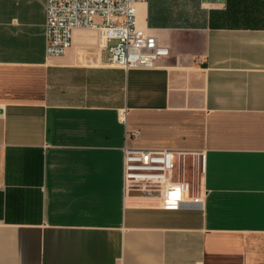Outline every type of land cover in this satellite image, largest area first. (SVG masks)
<instances>
[{
	"label": "crops",
	"instance_id": "crops-1",
	"mask_svg": "<svg viewBox=\"0 0 264 264\" xmlns=\"http://www.w3.org/2000/svg\"><path fill=\"white\" fill-rule=\"evenodd\" d=\"M44 3L0 0V264H264V0L136 3L150 69L98 28L46 58ZM124 146L192 157L194 199L126 192Z\"/></svg>",
	"mask_w": 264,
	"mask_h": 264
},
{
	"label": "built area",
	"instance_id": "built-area-1",
	"mask_svg": "<svg viewBox=\"0 0 264 264\" xmlns=\"http://www.w3.org/2000/svg\"><path fill=\"white\" fill-rule=\"evenodd\" d=\"M147 0H45L44 54L59 57L77 28H98L109 47V64L123 69L154 68L166 56L154 36L136 28L135 4ZM99 20V22H97ZM182 151L123 147L126 192L155 194L162 207L177 209L194 198L191 186L175 173Z\"/></svg>",
	"mask_w": 264,
	"mask_h": 264
},
{
	"label": "rangeland",
	"instance_id": "rangeland-1",
	"mask_svg": "<svg viewBox=\"0 0 264 264\" xmlns=\"http://www.w3.org/2000/svg\"><path fill=\"white\" fill-rule=\"evenodd\" d=\"M188 160L185 164H182L180 161V164L176 165V171L175 173L179 174L180 177H185V180L191 184L192 189L196 180V177L199 175V163L194 161L192 157L188 156ZM182 159V158H181Z\"/></svg>",
	"mask_w": 264,
	"mask_h": 264
},
{
	"label": "water",
	"instance_id": "water-1",
	"mask_svg": "<svg viewBox=\"0 0 264 264\" xmlns=\"http://www.w3.org/2000/svg\"><path fill=\"white\" fill-rule=\"evenodd\" d=\"M137 196H147V197H153L156 196L155 194H149V193H141V192H135Z\"/></svg>",
	"mask_w": 264,
	"mask_h": 264
}]
</instances>
